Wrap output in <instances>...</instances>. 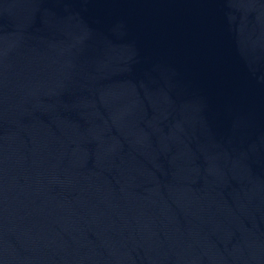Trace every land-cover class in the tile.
Listing matches in <instances>:
<instances>
[{"label":"water","instance_id":"95a60500","mask_svg":"<svg viewBox=\"0 0 264 264\" xmlns=\"http://www.w3.org/2000/svg\"><path fill=\"white\" fill-rule=\"evenodd\" d=\"M0 264H264V0H0Z\"/></svg>","mask_w":264,"mask_h":264}]
</instances>
